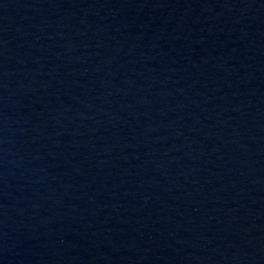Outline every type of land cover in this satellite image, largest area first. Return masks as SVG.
<instances>
[{
	"label": "water",
	"instance_id": "obj_1",
	"mask_svg": "<svg viewBox=\"0 0 264 264\" xmlns=\"http://www.w3.org/2000/svg\"><path fill=\"white\" fill-rule=\"evenodd\" d=\"M0 264H264V0H0Z\"/></svg>",
	"mask_w": 264,
	"mask_h": 264
}]
</instances>
